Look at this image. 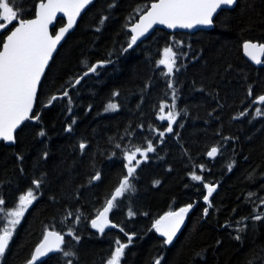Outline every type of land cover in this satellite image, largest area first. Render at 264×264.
<instances>
[{"label":"trees","instance_id":"16d2710c","mask_svg":"<svg viewBox=\"0 0 264 264\" xmlns=\"http://www.w3.org/2000/svg\"><path fill=\"white\" fill-rule=\"evenodd\" d=\"M154 1L96 0L41 82L33 112L40 119L24 123L14 145L0 143L2 207L10 211L18 206V197L35 188L32 181H43L0 264H27L49 230L64 234L65 243L78 252L79 264H106L116 241L127 243L129 236L132 243L121 264H154L158 258L161 264H264V219H251L264 214V115L255 113L256 108L264 112L258 101L264 95V66L255 67L243 54L244 42H264V0H239L235 9L217 15L210 31L156 29L124 52L131 25ZM39 2L19 0L22 18L33 17ZM102 17H107L103 24ZM64 24L59 19L53 32ZM8 33L1 32L0 41ZM168 46L178 53V71L171 75L159 64ZM106 60L112 63L73 87L89 66ZM169 83L179 113L172 133L166 131L170 122L159 119L160 105L173 103ZM65 90L71 103L64 97L49 105L53 95ZM109 102L118 104V110L105 111ZM70 124L72 130L66 131ZM149 141L155 151L140 160L134 191L118 198L108 214L118 227L101 233L91 221L126 174V152L143 150ZM81 142L87 144L83 151ZM212 147L219 149L215 159L207 155ZM97 172L100 179L91 180ZM193 173L202 180H193ZM205 184L216 186L207 216ZM188 204L195 206L186 227L166 244L155 222ZM129 210L135 215L129 216ZM70 211L80 217L78 222L67 217ZM7 221L6 213H0V232ZM244 225L245 231L238 232ZM69 229L80 236L78 242ZM38 264L63 260L56 253Z\"/></svg>","mask_w":264,"mask_h":264},{"label":"snow or ice","instance_id":"6c2138e0","mask_svg":"<svg viewBox=\"0 0 264 264\" xmlns=\"http://www.w3.org/2000/svg\"><path fill=\"white\" fill-rule=\"evenodd\" d=\"M92 0H40L38 11L35 13V18L25 19L24 9L19 6V0H0V31L7 29L8 24L15 22L10 34L6 39L0 41L2 50H0V140L14 143L16 140L15 133L18 127L26 120L36 119L39 116H33V106L37 97L38 85L41 82L42 76L49 65L53 52L57 45L64 38L65 34L73 28L77 17L80 16L81 11ZM238 0H157L148 7V10L140 16L139 21L131 26L130 42L127 48L123 49L127 52L137 41L148 33L149 29L155 24L167 25L169 28H194L196 26H211L214 22V16L218 14V10H222L224 6H234ZM112 5H109L111 7ZM57 13H64L67 16V24L60 27L57 34L52 35L49 31V26L56 20ZM107 17H102L100 23L103 24ZM100 29L98 28L97 31ZM179 43H183L182 41ZM243 50L245 53L257 64L262 63L261 57L264 56V43H254L246 41L243 43ZM178 53L173 46L165 47L163 50V58L159 60L160 65H165L167 74L171 75L176 69V62ZM112 63L111 60L97 61L88 67V70L79 78L75 79L73 87L81 83L84 77L90 73H96L97 69L103 68L104 65ZM172 91V104L160 105V120L169 121L166 129L168 133L173 132L172 124L176 122L179 113L175 111L176 91L171 83L168 84ZM119 93H113V96H118ZM251 95V89H249ZM68 97L69 103L71 98L68 91L65 90L59 96L53 95L50 98L49 105L53 101ZM260 103H264V95L258 97ZM119 105L109 102L105 111L118 110ZM165 108H169L167 114H164ZM256 116L264 115L260 108L255 109ZM241 116L245 113H241ZM75 123V121H73ZM72 125H68L66 131H71ZM40 136H44L45 132L41 131ZM161 132L160 136L163 137ZM161 143L163 141L161 140ZM87 144L81 142L79 148L83 151ZM119 147V145H117ZM155 148L152 142L147 143L143 150L140 147H135L131 151L126 152L127 170L119 186L115 189L114 194L107 201L106 206L100 211L96 218L91 221L92 227L98 229L101 233L105 228L112 225L108 218L109 212L116 207L118 198L123 197L125 193L134 191L132 179L139 166L140 161L137 160V153L143 155L144 159L148 158L149 152H154ZM219 149L212 147L207 152L209 157H215ZM48 153H43V158H47ZM23 159V157H18ZM135 161V165L133 162ZM203 167V166H201ZM232 165H229L231 170ZM100 173H95L91 180H99ZM192 179L201 181L202 176L192 174ZM41 179L32 181L35 188H29L25 194L18 197V206L13 207L10 211L2 207L5 205V200L0 197V213H6L8 216V226L4 227L0 232V258L4 257L6 250L9 247V242L13 236L15 227L20 223V219L24 216L27 208L37 199L36 190L42 184ZM159 184V181H155ZM207 194L203 197L204 201L208 202V207L203 210L205 216L208 215L209 209L213 207L210 197L216 191V186L213 184H205ZM252 195L251 193L249 194ZM261 204H264V198L261 199ZM193 207V204H188L182 207L179 211H170L157 220L154 224L155 229L161 232L166 237L165 243L170 244L176 236L181 225L184 222L185 215ZM129 216L135 215V212L129 210ZM75 216L71 211L68 212L67 217ZM66 217V218H67ZM78 222L80 217L75 216ZM247 219V218H245ZM253 220L264 219V214H257L251 217ZM241 223V222H237ZM231 227V224L225 225ZM246 225L237 229L238 232H243ZM123 231V229H121ZM69 236L74 237L75 241L80 240V236L75 234L73 229H69ZM237 235L235 239L240 240ZM132 243V237H128L127 243H120L116 241V247L111 257L107 259L106 264H121V259L124 255L125 249ZM49 253H59L63 260V264H79L78 252L70 245L65 243L64 234L58 231H47L43 237L42 242L35 248L34 254L27 261V264H37L40 258L45 257ZM154 264H161L160 259H156ZM249 264H252L250 261Z\"/></svg>","mask_w":264,"mask_h":264},{"label":"water","instance_id":"95a60500","mask_svg":"<svg viewBox=\"0 0 264 264\" xmlns=\"http://www.w3.org/2000/svg\"><path fill=\"white\" fill-rule=\"evenodd\" d=\"M95 1H96V0H92V2H91L89 5H87V6L81 11V14H80L79 17H77L76 22H75L73 28L70 29L69 32L65 34L64 38H63V39L61 40V42L57 45L56 50L53 52L52 58H51L50 61H49V65H48V67H47L46 70H45V74H46V72H47V70H48V68H49V66H50V64H51V62L53 61L54 57L56 56L57 52L60 50V48L62 47V45L64 44V42L67 40L68 36H69V35H70V34L76 29L77 24H78L80 18L83 16V14L86 12V10H87V9H88V8H89V7L95 2ZM45 2H46V0H45ZM154 2H157V0L154 1ZM238 2H239V0H238ZM238 2L236 3V5L231 6V7L224 6V7L222 8V10H232V9H235L236 6L238 5ZM39 3H40V2H39ZM39 3H38V5H39ZM152 3H153V2H152ZM38 5H37V8H36V12L38 11ZM147 10H148V9H147ZM147 10H146V11H147ZM222 10H218V14H219ZM146 11H145V12H146ZM145 12H144V13H145ZM144 13H143V14H144ZM143 14H142V15H143ZM218 14H217V15H218ZM217 15L214 16V21H215V18L217 17ZM33 18H35V15H34L33 17H31V18H28V19H33ZM139 18H140V17H139ZM139 18H138V20H137L135 23H137V22L139 21ZM59 19H64V20H65V24H64L63 26H60V27H64V26H66V24H67V16H66V14H64V13H57L56 20H54V21H53V24L49 26V31H50V33H51L52 35L57 34V32H58V30H59V28H60V27H58V28L56 29V31L53 32V29L56 28ZM132 25H133V24H132ZM132 25H131V26H132ZM214 26H215V24H214V22H213V25H211V26H203V25H200V26H196V27L191 28V29H188V28H180V27H177V28H175V29H172V28H169L167 25L155 24V25H153V27H152L151 29H149L148 33H146L144 37H141V38L137 41V44H136V45H133L132 48H135L138 44H140L141 42H143V41H145L147 38H149V37L153 34V32H154L156 29H163V30H166L167 32H170V33L184 32V33L194 34V33L198 32V31H200V30L210 31V30H212V29L214 28ZM7 27H8V25H7ZM3 31H4V30H3ZM3 31H0V33L3 32ZM130 32H131V27H130ZM8 34H10V31H9ZM8 34H7V35H8ZM132 34H133V33L131 32V35H132ZM7 35H6V36H7ZM5 39H6V37H5ZM254 43H264V42H254ZM1 50H2V47H1ZM243 54H244V57H245V58H246L251 64H253L255 67H263V66H264V56L261 57L262 63L257 64L255 61H253V60H252V59H251V58L245 53L244 50H243ZM106 65H107V64H106ZM106 65H104V66H106ZM99 69H100V68H99ZM99 69H97V71H98ZM85 72H86V71H85ZM45 74L42 76V78H41V82H42V80H43ZM92 74H93V73H90L88 76H90V75H92ZM82 75H83V74H82ZM88 76H86V77H88ZM86 77H84V79H85ZM84 79H83V80H84ZM83 80H82V81H83ZM41 82H40V84L38 85V89H37V97H38V92H39V88H40ZM37 97H36V101H37ZM36 101H35V103H34L33 111H32V114H31V115H33V112H34V109H35V106H36ZM263 104H264V103H263ZM27 121H36V119H29V120L24 121V122L18 127L16 133L21 129V127H22V126L24 125V123H26ZM16 133H15V136H16ZM1 142H4L6 145H14L15 142H16V140H15L14 143H12V142H6V141H3V140H0V143H1ZM217 155H218V153L216 154L215 157H209V156H208V157H209V159H215V158L217 157ZM214 193H215V192H214ZM214 193H213V194H214ZM212 196H213V195H212ZM210 199H211V197H210ZM194 206H195V205H193V207H192V208L189 210V212L185 215L184 222H183V224L181 225V227H180L179 231L177 232L176 236L173 238V241H172V242H174V241L177 239V237L181 234V232H182V231L184 230V228L186 227L187 222H188V219H189V216H190V213H191L192 209L194 208ZM176 211H179V210H176ZM173 212H175V211H173ZM108 218H109V216H108ZM109 220H110V218H109ZM110 221H111V220H110ZM111 224H112V225H116V227H111V226H109V227L105 228V230H108V229H111V228H117V227H118L117 224L113 223L112 221H111ZM51 231H55V230H51ZM156 231H157V230H156ZM157 233H158V235H159L160 237H162V238H164V239L166 240V237L163 236V234H162L161 232H158V231H157ZM42 240H43V239H42ZM41 242H42V241H41ZM41 242H40V243H41ZM172 242H171V243H172ZM40 243H39V244H40ZM171 243H170V244H171ZM39 244H38V245H39ZM38 245H37V246H38ZM37 246H36V247H37ZM6 251H7V250H6ZM34 251H35V250H34ZM33 254H34V252H33ZM33 254H32V255H33ZM53 254H56V253H49V254L46 255L45 257L40 258V259L37 261V264L43 262L44 260H46L49 256H51V255H53Z\"/></svg>","mask_w":264,"mask_h":264},{"label":"rangeland","instance_id":"374dc122","mask_svg":"<svg viewBox=\"0 0 264 264\" xmlns=\"http://www.w3.org/2000/svg\"><path fill=\"white\" fill-rule=\"evenodd\" d=\"M142 159H144V157H143V155L142 154H140V153H137V160H142ZM135 163V161L133 162V164ZM21 220V219H20ZM0 262H1V258H0Z\"/></svg>","mask_w":264,"mask_h":264},{"label":"flooded vegetation","instance_id":"af4514ba","mask_svg":"<svg viewBox=\"0 0 264 264\" xmlns=\"http://www.w3.org/2000/svg\"><path fill=\"white\" fill-rule=\"evenodd\" d=\"M11 27H12V24H8L7 29H9V31H10ZM12 29H13V28H12ZM5 30H6V29H5ZM5 37H6V36H5Z\"/></svg>","mask_w":264,"mask_h":264}]
</instances>
